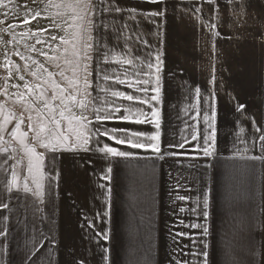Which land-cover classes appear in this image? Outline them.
<instances>
[{"label": "crops", "instance_id": "crops-1", "mask_svg": "<svg viewBox=\"0 0 264 264\" xmlns=\"http://www.w3.org/2000/svg\"><path fill=\"white\" fill-rule=\"evenodd\" d=\"M95 3L97 7L81 25L88 28L87 19L94 18V39L89 42L98 44V50L84 48L88 32L81 34L76 27L75 43L67 44L62 30L60 111L68 108V88L71 94L76 87L83 89L87 63L91 73L90 95L83 97L87 107L77 105L72 112L65 111V116L83 114L92 121L87 127L94 130L99 126L95 110L102 108L101 115L114 114L103 127L143 131L145 137L140 139L144 143H151L147 137L158 131L162 150L178 154L160 158L150 149H129L106 137H94L134 154L111 161L112 171L104 179L109 162L101 154L64 149L53 153L34 144L28 125L35 127L40 122L16 107L22 100L12 96L11 111L0 109V264H201L202 240L209 243L214 264H264V160L249 159L261 155L259 138L264 134V0H239L246 6L242 19L237 15L241 9L229 0H216L213 5L206 0H164L159 5L145 0ZM109 5L124 11H105ZM129 8L137 9L134 21L129 19ZM158 9L166 14L139 15ZM217 15L219 19L214 18ZM211 24L219 27L210 28ZM158 53L163 61L161 98L152 103L159 111V129L151 122L137 125L117 119L127 115L124 108L128 106L142 108L152 119L150 104L111 93L121 91L145 99L153 95L154 84L136 81L155 80L145 65L148 60L155 63ZM86 54L91 59L85 60ZM125 59L133 63H122ZM139 68L149 75H137ZM69 81H76L75 86L70 87ZM196 87L200 96L195 94ZM140 88H149V92L137 91ZM74 95L77 101L82 98L79 93ZM209 103L216 109L215 158H205L200 151L202 135L209 131L205 121ZM239 104L245 105L243 114L236 111ZM116 107L121 111L114 112ZM59 121L65 123L60 131L74 138L69 121L60 116ZM71 127H77L75 121ZM21 132L28 136L23 144ZM179 143H185L183 150L168 147ZM25 145L44 154L39 171H29ZM31 159L35 162V157ZM14 173L16 186L9 190ZM25 184L30 191H24ZM205 191L207 209L203 207ZM204 210L209 213L207 220ZM192 224L207 226L210 234L202 236V229ZM97 233H107V238Z\"/></svg>", "mask_w": 264, "mask_h": 264}, {"label": "snow or ice", "instance_id": "snow-or-ice-1", "mask_svg": "<svg viewBox=\"0 0 264 264\" xmlns=\"http://www.w3.org/2000/svg\"><path fill=\"white\" fill-rule=\"evenodd\" d=\"M146 3H150L153 5H159L161 3H164V0H145ZM206 2L209 5H213L216 3V0H206ZM11 3V0H9V3H3V0H0V7L8 8L9 4ZM230 4L235 3V7L241 9L240 13H237L238 16L242 19L243 15L246 14L244 12L245 5L239 3V0H229ZM26 7V6H25ZM48 7H55V8H69L72 9L73 12L75 13L71 18L73 20H84L85 16H87L88 13L92 11L93 8H96L97 5L95 3V0H60L59 3H56L55 0H48V3L45 5V8ZM79 9L85 13V16H80L78 13H76V10ZM105 11H115L117 13H122L124 9L120 7H112L109 5V7L105 8ZM129 12V19L134 21L137 18V9L136 8H129L127 9ZM197 11H201V9H197ZM166 12L164 10H155V11H149L147 13H139V15L145 16V18H150V17H157V16H164ZM5 16L8 15V13H4ZM41 13L38 11L35 14L31 16V19L34 20L37 17H39ZM57 15H60L58 12ZM215 19H219V15L214 17ZM31 21L27 18L23 19V23L28 24ZM7 21L0 20V24H6ZM87 24L88 28H84L83 25H81V34L84 32H88V38L84 42V48L87 49H93V50H98V44L94 46L92 43L89 41H92L94 37L91 35V31L93 28L96 27L94 24V18H88L87 19ZM13 27V25H8V28ZM56 27H59V25H56ZM125 27H128L125 25ZM210 28H217L219 27L218 24H211L209 25ZM4 29H0V31H3ZM46 31V30H45ZM121 35H123V32H121ZM215 35L219 36L220 33L216 32ZM53 40L56 39L55 36L52 37ZM63 40V38H61ZM41 41L37 39V43H40ZM67 40H64V43H67ZM127 42V37H125V43ZM141 44L144 46H147L148 42L141 40ZM19 55V53H17ZM150 55V53L148 54ZM23 59V57H21ZM139 58V57H137ZM91 59L90 56L87 54L85 55V60ZM105 60H107V54H105ZM122 63H126L131 65L133 63L132 60L130 59H125L121 61ZM99 63V61H97ZM143 63V62H142ZM162 64L163 61L161 60V54H157L155 56V63H153L151 60H148L146 62V68L152 72V74L155 76V80L151 81L148 79H145L143 81L137 80L136 84H143V85H151L154 84L153 87H151V92L154 93L153 95L145 98H141L139 96H136L134 94H126L125 92L121 91H113L111 95L113 97H121L124 100L127 101H138L139 104L144 105V104H150L151 105V120H149L148 115L143 111L142 108H133L132 106H128L124 108V112L127 113V115H123L121 117H117V119L122 120L123 122L127 123H133V124H144V123H154L155 127L159 129L160 127V122H159V111L156 109L155 104L152 102H159L161 98V87H160V81H161V71H162ZM84 71H85V76H84V87L81 90L80 88L76 87L74 88L76 93H79V95L82 97L79 101H77V96L74 94H69L67 99L71 100L74 104H78V106L83 109L87 107V104L83 97H87L90 95L88 93V88L90 87V83L88 80V76L91 75L90 72H88V64L85 63L84 65ZM35 73H33L34 75ZM149 75V72H145L143 68H139V71L137 75ZM62 75V73H61ZM20 79H23L21 76ZM104 79H108V76L105 75ZM118 83L124 84V80H118ZM211 83V81H210ZM76 84V81H69V86L74 87ZM27 87V85H26ZM37 87H39L37 85ZM59 85L54 84V88H59ZM129 87H135V85L129 83ZM32 89L29 88V92H31ZM65 89L61 88L60 92L63 94ZM137 91H143L144 93L149 92V88H140L137 89ZM195 94L197 96H200L201 90L199 87H196L194 89ZM56 96L55 94L53 95V99H55ZM24 99L23 93L20 94V100ZM61 103H65V99L63 95H61ZM45 107H48L46 104ZM243 110H245V105L239 104L237 106L236 111L243 114ZM49 111H53V109L49 108ZM65 111H70V109L65 106V110H61L59 112V116L63 119H66L69 121V131L74 133V138H70L69 135H66L64 132L60 131V121L57 120L54 116L51 119V124L55 126L54 129H51L47 126L46 123H39L37 126H33L32 123H29L28 129L29 131H32L34 133L33 137L31 138L34 144H38L40 147L44 148L47 152H57L61 149H64L66 151H72V152H80L83 151L85 153H93L95 154H101L102 159L105 161L109 162V166L107 168V172L105 173V176L102 177L104 179H107V173H110L112 171L111 167V161L116 160L117 158H123V159H128L130 157H133V153L129 151H124L121 150L119 147L112 146L108 143H104L101 140H94V137H106L108 141H113L115 145H126L129 149H150L152 152L159 154L160 158H163L165 155H177L178 153L174 152H164L161 148L160 140L161 136L160 133L157 131L153 133L152 135L147 137V140L151 141V143H144L141 141L140 138L145 137V133L143 131H131L123 127H103V122L108 121L114 118V114L112 112L106 113L101 115L100 113L104 112L102 108H97L95 110V121L99 124V126H94L93 128H88L87 125L92 123V121L88 120V117L84 116L81 114L80 116L75 115L74 113L65 116ZM121 109L119 107H116L114 109V112H120ZM208 111L210 112V115H205V121L208 122L209 124V131L207 134L202 135V139L204 141L203 145L201 146L200 151H202L203 157L205 158H215L217 156L218 152V142H217V131L216 128L214 127L215 121H216V109L215 105L212 103H209L208 106ZM135 117V119H133ZM29 121H31V117L28 118ZM75 121L77 127L73 128L71 127L72 122ZM19 123L16 126V130H19ZM243 128H241V132H243ZM257 131H261L260 129H257ZM15 135V132L13 133ZM21 143L23 144L24 140L28 138L26 132H21ZM192 140L195 141L197 140L196 135H192ZM259 148L261 151L260 156H253L249 157V159L252 160H264V134H262L259 138ZM187 141H185L186 143ZM185 143H179L175 145H169L168 147L171 148H179L183 150L185 148ZM93 144H103L101 147H92L91 145ZM25 150L30 154V159H29V171H33L35 168L37 171H39L40 164L44 161L45 156L44 154H39L36 152L35 146H27L25 145ZM31 157H35V162L31 159ZM211 166V165H209ZM16 186V174H13V180L12 183L9 187V190L11 188ZM37 189H40L42 185L37 182ZM103 187V186H102ZM24 191H30L29 187L27 184L24 185ZM37 195H39V192H37ZM177 199L184 200L186 197L183 196H178ZM209 206V195L208 192L205 191L203 193V207L204 209H207ZM6 207V205H5ZM183 211V209H182ZM209 213L207 210L203 211V216L205 220H207ZM89 227H92L91 224H89ZM192 228H201L202 229V236L206 237L208 236L209 233V228L204 225H196L192 224ZM0 235H3L2 232H0ZM97 235H103L104 238H107V233H97ZM177 235H185L184 233H178ZM201 243L203 244V250L199 255L203 257L201 264H214V261L210 259V252L207 250L209 249V243L206 240H202ZM107 251V249H105ZM193 255H196V253H193ZM105 260H107V257H104ZM83 264V262H81ZM177 264H180L179 261H177Z\"/></svg>", "mask_w": 264, "mask_h": 264}, {"label": "rangeland", "instance_id": "rangeland-1", "mask_svg": "<svg viewBox=\"0 0 264 264\" xmlns=\"http://www.w3.org/2000/svg\"><path fill=\"white\" fill-rule=\"evenodd\" d=\"M55 2L59 3L60 0ZM3 3H9V0H3ZM47 3L48 0H11L8 8L0 7V20L7 21L6 24H0V29H4L0 31V109L10 112L12 96L19 100L23 93L24 99L16 107L34 114L35 123H46L52 129L54 125L51 124V119L54 116L59 120L60 112L59 88H54V84L58 85L59 82L61 36L66 31L67 44H74L75 28L78 27L81 31L82 20L76 26L75 20L71 18L75 14L72 9L45 8ZM38 11L41 15L32 20L31 16ZM6 12L7 16L4 15ZM58 12L60 15H57ZM76 13L85 16L79 9ZM24 18L31 22L23 23ZM8 25L13 27L8 28ZM53 36L56 37L55 40L52 39ZM37 39L41 42L37 43ZM21 76L23 79H20ZM29 88L32 89L31 92ZM69 94L71 91L68 88ZM46 104L48 107H45ZM77 105L68 100V113L75 110ZM49 108L53 111L50 112ZM9 122L10 119L4 121L3 128ZM64 126L65 123H60V128Z\"/></svg>", "mask_w": 264, "mask_h": 264}]
</instances>
